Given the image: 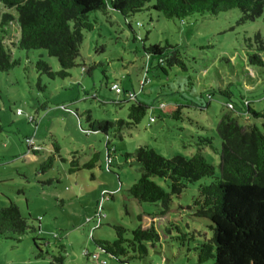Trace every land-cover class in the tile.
<instances>
[{
    "label": "rangeland",
    "instance_id": "374dc122",
    "mask_svg": "<svg viewBox=\"0 0 264 264\" xmlns=\"http://www.w3.org/2000/svg\"><path fill=\"white\" fill-rule=\"evenodd\" d=\"M0 12L16 16L1 3ZM89 22L92 29L83 32L76 66L68 70L67 78L40 76L44 89L36 87L34 63L40 55L52 72L59 70L57 60L42 50H13L18 64L0 72V207L13 202L34 229L20 236L0 234V264H198L191 247L212 235L207 221L193 218L186 209L198 183L187 185L178 198L172 197L167 214L174 225L170 235H177V227L187 237L192 234L193 241L181 247L166 235L155 248L147 246L143 259L126 263H122L124 258L117 260L102 253L94 243L115 240V226H122L123 237L129 239L131 230L139 225L137 216L157 211L156 205L138 204L127 196L126 189L137 180L139 171L137 166L126 164L123 155L147 145L165 158L188 157L196 148L195 126L152 108L120 137L111 130L106 136L86 132L85 112L95 120H126L132 102L126 100V93H139L138 99L154 107L160 102L166 107L174 103L185 106L184 118L203 124L206 135L218 146L214 128L221 113L229 109L225 102L238 108L240 97H245L254 109L264 107V65L247 64L253 47L248 48L246 41L256 33L264 36V21L261 17L241 20L240 11L231 9L184 19H167L152 10H142L126 21L116 12L95 11L90 13ZM16 39L12 24L5 44L11 48ZM166 43L177 45L184 69L163 64V73L156 67L155 57L146 58L144 48ZM147 65L149 83L141 90L139 82ZM113 83L119 87V94L111 90ZM224 87L228 97L218 91ZM17 110L20 115L15 114ZM29 116L32 122L27 120ZM244 119L246 116L238 122L242 124ZM26 138L41 148L37 154L27 150ZM53 143L65 161L55 157L51 167L42 171L40 165L53 153ZM73 154L79 164L96 154V162L90 169L69 173ZM106 154L111 162L107 163ZM207 154L217 174L218 156ZM152 180L168 191L164 179ZM157 222L161 230L167 226Z\"/></svg>",
    "mask_w": 264,
    "mask_h": 264
},
{
    "label": "trees",
    "instance_id": "16d2710c",
    "mask_svg": "<svg viewBox=\"0 0 264 264\" xmlns=\"http://www.w3.org/2000/svg\"><path fill=\"white\" fill-rule=\"evenodd\" d=\"M0 3L4 9L16 12V16L0 12V72L6 73L18 64L12 57L13 50H42L47 57L57 60L59 70L56 72L51 71L43 55L35 61L34 69L38 74L36 87L39 90L44 89L40 76L49 79L69 76L68 70L76 66L83 32L92 29L89 15L95 11L116 12L126 21L142 10H152L167 19H184L193 14L217 15L238 9L241 20L261 17L264 21V0H0ZM12 24L16 26L17 39L10 48L5 39L10 37ZM127 25L130 28V22ZM246 41L248 48L253 47L247 55V64L262 67L264 36L256 33L252 40L248 38ZM143 50L148 60L155 57L156 67L163 73H166L163 64L185 68L177 45L166 43L161 47L153 44ZM82 70L88 72V69ZM148 70L149 65L144 68V83L139 84L141 90L144 84L149 83ZM218 91L228 97L226 87L218 88ZM138 94L126 93V100L132 101L127 107L126 120H95L86 111V132H100L107 136L111 130L113 135L120 137L123 130L134 128L148 109L156 108L173 120H186L195 126L198 131L193 142L195 152L188 157L174 155L165 158L147 145H140L132 153H125L124 162L137 166L139 171L137 180L126 189L127 196L138 204H154L157 211L138 215L139 225L131 230L129 239L123 237L125 229L122 226H115L117 238L112 242L94 241L96 246L111 258H124L122 263H126L143 259L147 255V246L155 248L166 235L174 238L181 247L193 241L192 234L187 237L177 227V235H170L174 225L167 214L172 197L178 198L187 185L198 183L196 194L186 209L193 218L206 220L212 234L209 239L191 247L198 264L208 260H212L211 264H264V107L254 109L252 101L245 97H240L238 108L229 101L225 102L229 109L222 112L216 122L214 130L218 146H215L214 138L206 135L203 124L187 116L184 118L182 109L185 106L174 103L166 107L160 102L154 107L138 99ZM161 103L163 106L159 107ZM242 116L246 119L240 124L238 119ZM27 120L32 122L34 119L29 116ZM152 121L154 118H150ZM28 140L32 142L30 138L25 139L27 150L37 154L41 148L33 143L37 148H32ZM106 147L108 152V142ZM58 152V145L53 143V153L40 165L42 171L51 167L55 157L65 161L58 156ZM207 152L218 156L217 174L214 164L207 160ZM74 154L68 162L69 173L81 168L90 169L96 162V154H93L79 164ZM155 177L167 182L168 191L152 180ZM157 221L167 226L161 230ZM28 230L34 229L16 204L9 202L7 206L0 207V234L20 236Z\"/></svg>",
    "mask_w": 264,
    "mask_h": 264
},
{
    "label": "built area",
    "instance_id": "2783aa9c",
    "mask_svg": "<svg viewBox=\"0 0 264 264\" xmlns=\"http://www.w3.org/2000/svg\"><path fill=\"white\" fill-rule=\"evenodd\" d=\"M145 81H146V79H145ZM144 83V77L141 79V81L139 82V84L141 85V84H143ZM111 90H113L116 94H119L121 91H120V89H119V87L117 86V84H115V83H113L112 85H111ZM130 96H134L133 94H131ZM163 106V104L161 103L160 105H159V107H162ZM15 114L16 115H20L21 113H20V110H17L16 112H15ZM28 142V144L32 147V148H34V149H36L37 147L36 146H34L33 144H32V142L30 141V140H28L27 141ZM109 162V159H107V163Z\"/></svg>",
    "mask_w": 264,
    "mask_h": 264
}]
</instances>
